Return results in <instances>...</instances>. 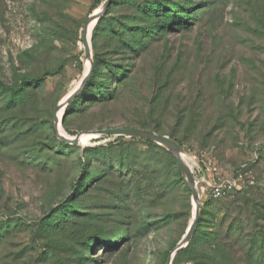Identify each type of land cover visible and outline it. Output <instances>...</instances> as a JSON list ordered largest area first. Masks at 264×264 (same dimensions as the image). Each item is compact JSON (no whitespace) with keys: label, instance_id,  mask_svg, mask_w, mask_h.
Listing matches in <instances>:
<instances>
[{"label":"rangeland","instance_id":"rangeland-1","mask_svg":"<svg viewBox=\"0 0 264 264\" xmlns=\"http://www.w3.org/2000/svg\"><path fill=\"white\" fill-rule=\"evenodd\" d=\"M105 1L0 0V81L29 90L11 109L0 94V264H166L193 219L175 158L143 139L81 133L143 121L167 133L181 114L198 125L183 148L201 207L178 264H264V0H164L191 5L182 15L194 19L132 50L101 29L99 59L126 71L108 81L100 68L113 98L92 105L88 95L62 114L68 137H89L66 144L55 109L85 74L83 26ZM103 16L146 26L125 0H109ZM109 143L86 163L84 149ZM244 164L254 186L213 198L209 185Z\"/></svg>","mask_w":264,"mask_h":264},{"label":"trees","instance_id":"trees-1","mask_svg":"<svg viewBox=\"0 0 264 264\" xmlns=\"http://www.w3.org/2000/svg\"><path fill=\"white\" fill-rule=\"evenodd\" d=\"M125 2L130 6L131 9H133L135 13L139 14L141 20H143L146 23V26L145 27H133V26L126 25L129 22L128 20H130V17L125 18L127 20V23H126V20L120 21L119 19H116L113 22L109 21L110 23H108L107 19L105 18L106 16L99 18V20L97 21L92 31V37H91L92 56L94 60V69L92 71V75L87 81L83 90L80 92V94L72 102H70L67 105L65 112H64V118L65 116H67L69 107L72 104H75L78 101H84V98H86L88 95H91V98L89 97L88 100H90L89 102H91L92 105L99 103V102H107L113 98L112 92L107 91L105 87H103L97 81L99 74H101L99 73L100 68H104L106 70L105 75L108 81L111 80V78L108 77L109 75H113V76H115L116 74L121 75L124 71H126V69H124V67L122 66H120V69L118 71H115L114 69L115 66L112 65L109 61L99 59L98 54L96 53V49H97L96 40L99 35V32H101V29L104 28L106 30V28H109L111 39L113 40L115 39L116 41H118L120 48L121 46L122 47L124 46L132 50V48H134L136 45H141L144 42L145 38L153 39V34H154L155 29L157 28H161V30L169 29L172 27L173 24H178V25H182L186 27V26H189V22L194 19V17L190 15H187V16L182 15L184 13L194 14L195 9H192L191 5H186V4L180 5V3H174L172 1L168 3L164 0H156V1L154 0H125ZM188 2L190 1L187 0L186 3ZM215 2H220V0H213L212 2H207L205 3V5H202L198 7L197 9H202V8L209 9L210 6L214 4ZM106 13L108 14L109 10ZM203 14L204 12H201L198 15H196L197 19L201 17ZM161 17H164V20H167V22L161 21L160 20ZM170 19H172V21ZM150 20H153V22L150 23ZM128 31H131V32L127 33ZM138 33L140 34L139 41L133 42L132 40H126V43H124L123 40L126 39L127 36L133 37ZM27 91H29L27 90V87L26 88L20 87V86L11 87V86L3 84L0 81V94L5 95L6 99L9 97V100L7 101V105L9 106V109L13 108L12 106L16 108V106L19 105L20 103L21 104L25 103L26 96L28 94ZM226 108L228 109V111ZM226 108H225L226 110L225 113H227L226 115L230 116V114L228 113L230 112V109L228 107ZM184 118L185 117H183V114L179 115L177 117V123L175 124L173 130L167 133L162 131L161 126L159 124L148 123L145 121L139 124H136L135 126L133 125H130V126L148 129L158 134L168 136L169 138H171L172 140H174L180 146L183 147V144H185V142H187L188 140V136L195 134L196 130L198 129V125L195 120V115L193 116L192 114L190 119L188 120V123L186 124H184L185 123L184 121H186ZM222 122H225V117H223ZM119 139L122 140L123 137H120ZM131 140H135V139H131ZM144 142L148 145L156 146L159 148V146L155 145L154 143L150 141H144ZM112 145L113 143H109L105 147L97 146V147H89V148L84 149V153L86 154V159H87L86 163L92 160L90 156L89 157L87 156L89 153L104 151L106 150L107 147L112 146ZM86 163L83 164V167H82L83 172L87 171L88 169L87 168L88 166L86 165ZM77 187H78L77 185H75L74 187L76 191H77ZM76 191L71 195V197L74 194H76ZM240 192H235L234 194H237ZM59 209H61V207H59ZM191 242L192 240L190 241L189 245L191 244ZM85 245L86 244H83V246ZM182 254H183V251L182 250L179 251L174 257L172 264H178L179 259L182 256Z\"/></svg>","mask_w":264,"mask_h":264},{"label":"water","instance_id":"water-1","mask_svg":"<svg viewBox=\"0 0 264 264\" xmlns=\"http://www.w3.org/2000/svg\"><path fill=\"white\" fill-rule=\"evenodd\" d=\"M109 4V0H106L104 5L101 7V11L98 13H93L88 20L85 22L84 26H83V30H82V34H81V40H82V47H83V52H84V56L86 59L89 60L90 63V67L88 72L82 77L81 80V84L79 86V88L74 91L71 95H69L66 100L63 103H59L55 109V113H54V119H53V129H54V133L55 136L62 142L66 143V144H70V145H80L79 143V137L81 134H90L93 136V138H98L101 136H114V137H125V138H133V139H143L146 141H150L162 148H164L166 151H168L170 154L173 155V157L176 160V163L178 165L179 171L182 174V176L184 177L186 184L188 186V189L191 193V197H192V202L194 201L196 203V209L193 215V219L190 222L185 235L183 236V238L179 241V243L176 245V247L171 251L166 264H172L174 257L176 256V254L182 250L183 248H185L187 246V244L189 243V241L191 240V238L193 237L197 224H198V220H199V212H200V199H199V194H198V190L196 188L194 179L191 175V172L189 170V168L186 166V164L184 163L181 155L185 154V150L182 146H180L177 142H175L174 140H172L171 138H169L168 136L162 135V134H158L154 131L148 130V129H141V128H109V129H102V130H98V131H94V132H89V133H81L78 134L72 138H68L65 137L64 135L60 134L57 130V124L59 122L57 116H56V112L60 107H66L70 102H72L79 94L80 92L83 90L84 86L86 85L87 81L89 80V78L92 75V70H93V60H92V49H91V37L88 39L87 38V23L90 22L92 19L97 21L99 20V18L104 14L106 7ZM95 23V25H96ZM62 119H63V115L62 118L60 120V124L62 125Z\"/></svg>","mask_w":264,"mask_h":264},{"label":"built area","instance_id":"built-area-1","mask_svg":"<svg viewBox=\"0 0 264 264\" xmlns=\"http://www.w3.org/2000/svg\"><path fill=\"white\" fill-rule=\"evenodd\" d=\"M255 184L251 167L248 164L241 165L231 176L218 178L209 185V191L213 198L222 199L235 192L248 189Z\"/></svg>","mask_w":264,"mask_h":264},{"label":"bare ground","instance_id":"bare-ground-1","mask_svg":"<svg viewBox=\"0 0 264 264\" xmlns=\"http://www.w3.org/2000/svg\"><path fill=\"white\" fill-rule=\"evenodd\" d=\"M100 11H101V7L98 9L97 13L100 12ZM95 14H96V13H95ZM95 23H96V20H94V19H92L90 22L87 23V38H88V39L91 37V31H92V28H94ZM87 60H88V59H87ZM89 67H90V63H89V60H88L87 63H86V66H85V74L88 72ZM85 74H84V75H85ZM80 84H81V81H80V83H77L76 85H73V86L71 87L69 93L65 96V98L62 100L61 103H63L69 95H71L74 91H76V90L79 88ZM65 109H66V107H60V108L57 110V112H56V116H57V118H58V120H59V122H58V124H57V130H58V132H59L60 134L64 135L65 137H68V136L65 134V132L63 131L61 125H60V120H61V118H62V114L64 113V110H65ZM68 138H70V137H68ZM88 139H89V137H88L87 135H80V137H79V143L87 142ZM181 157H182L184 163H186L184 155H181ZM198 194H199V193H198ZM200 197H201V196H200V194H199V199H200ZM195 209H196V203L193 201V215H194Z\"/></svg>","mask_w":264,"mask_h":264}]
</instances>
